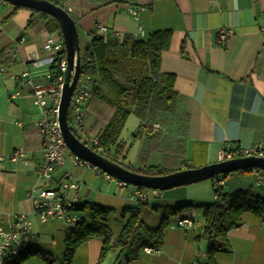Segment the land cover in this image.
<instances>
[{
	"label": "crops",
	"instance_id": "crops-1",
	"mask_svg": "<svg viewBox=\"0 0 264 264\" xmlns=\"http://www.w3.org/2000/svg\"><path fill=\"white\" fill-rule=\"evenodd\" d=\"M60 2L70 13L76 10L73 20L77 32L80 29L88 41L91 36L105 35L97 32L99 27L136 40H146L156 31L172 32L169 49L161 54L160 71L174 78L173 90L179 97L177 108L184 118V127L177 137L162 131L146 136L144 131L140 154L130 166L197 169L217 163L220 149L251 148L260 142L264 133V32L260 31L264 27V0ZM128 9H134L136 17L129 15ZM138 28L143 36L136 34ZM221 31L231 32L224 41L218 39ZM54 34L47 32L45 22L31 11L14 10L0 2V54L6 60L0 63V69L4 68L0 70V228L8 229L14 215H26L34 239L22 243L19 253L40 251L59 261L64 255V235L69 227L56 220L41 224L32 214L26 196L29 189L56 188L60 182L78 181V205L89 203L114 211L111 203L117 201L112 200H119V221L106 224L113 237L125 223L122 211L137 203L129 196L136 187L119 188L114 181L84 167L71 166L68 160L55 169L50 180L35 174L44 149L36 126L40 113L32 105L27 86L9 75L21 74L30 67L31 60L42 58V45ZM20 39L23 42H18ZM16 92L18 96L11 98ZM85 126L91 133L86 122ZM18 149L26 153L29 164L9 161L11 153ZM260 177L264 179L256 172L229 174L223 178L221 194L248 191L263 200L264 185L257 184ZM206 182H199L202 185H196L193 191L176 189L152 195L147 190L146 205L141 208L144 224L155 229L162 219L168 221L159 254L145 253L142 249L152 246L144 244L142 237L122 252H109L99 261L103 239L94 237L76 250L71 264H207L206 243L197 240L203 228L199 206L215 201L213 181ZM190 192L197 194L196 200L188 198ZM180 205L192 207L182 208L175 216L168 214V209ZM182 219L193 222L188 231L177 227ZM240 219L237 229L227 232L229 251L218 254L215 264H264V219L249 213ZM23 264L46 263L34 255Z\"/></svg>",
	"mask_w": 264,
	"mask_h": 264
},
{
	"label": "trees",
	"instance_id": "trees-1",
	"mask_svg": "<svg viewBox=\"0 0 264 264\" xmlns=\"http://www.w3.org/2000/svg\"><path fill=\"white\" fill-rule=\"evenodd\" d=\"M56 5L59 6V4ZM13 9L23 8L13 7ZM147 9L150 10L151 5H148ZM29 11L38 16L40 21L45 22L47 32L59 34L54 20L45 14ZM171 38L172 32L169 30L153 32L146 40H136L131 35H122L119 39L110 34L94 35L91 36L86 48L80 50V76L91 77L85 122L90 127L91 134L97 137L98 145L109 150V154L102 156L130 172L141 175L160 176L177 172L158 167L134 168L125 165L124 161L115 160V157L123 154V144L119 142V133L130 115L138 116L143 131L148 128L146 121H152L166 127L169 133L177 136L182 133L184 118L178 113L179 97L173 90L174 78L160 71L161 54L169 49ZM182 49L181 46V53ZM3 62L6 60L3 54H0V63ZM67 121L71 126L69 112ZM71 131L78 140L87 145L72 127ZM91 149L96 152L94 148ZM180 154L181 152L177 153L178 156ZM251 172L264 176V170L259 169H246L236 173ZM226 176L227 174L218 178L223 180ZM216 179L217 177H214L210 180L213 181V193L217 200L209 205L199 206L202 210L203 228L197 240L206 243L204 258L207 264H215L214 260L218 254L229 251L227 232L237 229L243 214L249 213L264 219V199L255 197L248 191H235L228 196H223L221 187L214 186ZM136 189L147 190L141 187ZM145 205V201L137 202L135 207L124 209L122 218L125 219V223L118 235L113 237L106 225L113 213L111 209L89 203L76 204L79 211L88 214L90 222L77 224L66 230L64 255L61 260L57 261L40 251L31 250L27 253H19L16 257L9 259L6 264H23L34 255L46 264H71L76 250L94 237L103 239L99 261H102L109 252H122L142 237L145 239L144 244L159 247L168 221L162 219L155 229L145 225L141 219V208ZM186 207L192 206L180 205L175 209H168V214L175 216Z\"/></svg>",
	"mask_w": 264,
	"mask_h": 264
},
{
	"label": "built area",
	"instance_id": "built-area-1",
	"mask_svg": "<svg viewBox=\"0 0 264 264\" xmlns=\"http://www.w3.org/2000/svg\"><path fill=\"white\" fill-rule=\"evenodd\" d=\"M53 4H59L61 0H48ZM0 2H3L0 0ZM70 14V10H66ZM128 14L136 17L137 12L134 9H128ZM261 32H264V27H261ZM98 33L110 34L112 37L119 39L121 36L107 28H97ZM231 32H219L218 39L224 41ZM137 35L143 36L141 28L137 29ZM18 42H23L20 39ZM43 53L45 54L40 59L30 61V67L21 74H10L9 78L19 81L27 86L29 96L32 98L34 107L39 111L40 118L36 122V126L41 131L44 141V149L41 164L36 168L35 174L40 179L50 180L53 172L58 167H63L68 160L73 167H84L96 175H101L107 180H112L119 188H127L129 185L124 182L117 181L97 168L91 166L87 162L79 159L68 151L60 133L58 123L59 102L63 86V77L66 70V59L64 45L60 34L52 35L43 45ZM4 68L1 67V71ZM32 70L39 72L34 74ZM91 77L79 76L75 89L72 93L69 103V116L73 130L78 132L87 146L94 148L98 154H109L108 149H104L98 145L96 136L91 135L87 130L84 121L83 108L85 102L90 97ZM18 96V92L11 95V98ZM161 132L158 124H150L145 130V135L150 136ZM257 157L264 159V133L260 142L251 148H223L217 153V161L223 162L236 158ZM21 161L24 164H29V160L24 151L18 149L11 153L9 161L15 163ZM258 186L264 185L262 177L257 179ZM216 187L223 185V180L217 177ZM78 181L60 182L56 188L29 189L26 193L30 201L32 214L37 217L41 224H47L49 220H56L67 227H74L77 224L89 223L90 218L86 212L79 211L76 208L78 201V191L80 189ZM152 195L159 192L150 190ZM134 202H143L148 198V191H139L136 188L129 195ZM217 200V197H214ZM193 225L189 219H182L177 222V227L183 231H188ZM34 239L32 233V225L29 219L24 214L13 216V220L6 230L0 228V264L16 257L19 254V247L22 243ZM145 253L159 254V247H144ZM191 264H198L193 261Z\"/></svg>",
	"mask_w": 264,
	"mask_h": 264
},
{
	"label": "water",
	"instance_id": "water-1",
	"mask_svg": "<svg viewBox=\"0 0 264 264\" xmlns=\"http://www.w3.org/2000/svg\"><path fill=\"white\" fill-rule=\"evenodd\" d=\"M13 6L32 10L47 15L58 26L62 38L66 59V70L58 111V123L61 137L73 155L102 171L107 176L133 187L147 190L167 191L170 189L196 184L225 174H232L246 169L264 170V159L257 157L236 158L217 162L197 169H186L175 173L148 176L130 172L120 165L94 152L90 147L78 140L71 131L67 121L69 103L75 85L80 76V46L75 21L62 7L48 0H2ZM104 2L106 0H86Z\"/></svg>",
	"mask_w": 264,
	"mask_h": 264
},
{
	"label": "rangeland",
	"instance_id": "rangeland-1",
	"mask_svg": "<svg viewBox=\"0 0 264 264\" xmlns=\"http://www.w3.org/2000/svg\"><path fill=\"white\" fill-rule=\"evenodd\" d=\"M59 6L62 8L66 9L65 4H63L62 2H59ZM76 10H73L72 13H70V16L75 19L76 14H75ZM78 38H79V46H80V50H83L86 48L87 44H88V39L83 35L82 31L80 29H78ZM152 123L158 124L159 127L161 128L162 133L164 132L165 134L171 135L173 133H169L167 132L166 127H163L161 124L157 123V122H152V121H146V125H150ZM141 125V120L138 118V116L135 115H130L125 124L123 125V129H121L120 133H119V142H121L123 144V154L118 155V157H115V160L117 162H123L125 165H130L131 163H134L138 156H139V145L142 141V137L144 135V131L143 128L140 127ZM174 135V134H173ZM177 137V135H174ZM114 153L112 151L111 156L113 157ZM124 157V159H123ZM100 177V176H98ZM102 179V178H101ZM208 181V180H207ZM200 183H207L205 182H200ZM191 184V185H186V186H182V187H178V188H174V189H170V190H176V189H187V191H193V189H197L198 186L196 185H202V184ZM169 191V190H167ZM160 194L164 193L165 191H158ZM192 193V192H190ZM197 194L196 193H192L190 195L191 198L190 200H196ZM195 198V199H193ZM115 199V198H114ZM112 201H117L115 204L111 203L114 207V211L111 214L110 218H109V224H113L112 221H119L120 219V205L121 203L119 202V200H112ZM146 218V217H145ZM173 217H171L172 219ZM174 219V218H173Z\"/></svg>",
	"mask_w": 264,
	"mask_h": 264
}]
</instances>
